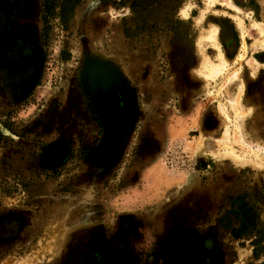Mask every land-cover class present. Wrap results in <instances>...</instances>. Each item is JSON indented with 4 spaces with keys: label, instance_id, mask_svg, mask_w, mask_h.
<instances>
[{
    "label": "rangeland",
    "instance_id": "374dc122",
    "mask_svg": "<svg viewBox=\"0 0 264 264\" xmlns=\"http://www.w3.org/2000/svg\"><path fill=\"white\" fill-rule=\"evenodd\" d=\"M77 1L0 0V264H263L264 0Z\"/></svg>",
    "mask_w": 264,
    "mask_h": 264
},
{
    "label": "flooded vegetation",
    "instance_id": "af4514ba",
    "mask_svg": "<svg viewBox=\"0 0 264 264\" xmlns=\"http://www.w3.org/2000/svg\"><path fill=\"white\" fill-rule=\"evenodd\" d=\"M48 1L51 0H43V23L45 25L47 24L45 17L49 12L46 6ZM77 3L79 1L74 2V5ZM45 28L44 37L46 36ZM37 53L32 43L24 36L5 34L0 38V77L13 95L18 96L26 91L29 81L34 75L38 60Z\"/></svg>",
    "mask_w": 264,
    "mask_h": 264
},
{
    "label": "trees",
    "instance_id": "16d2710c",
    "mask_svg": "<svg viewBox=\"0 0 264 264\" xmlns=\"http://www.w3.org/2000/svg\"><path fill=\"white\" fill-rule=\"evenodd\" d=\"M63 1V4H71V3H73V2H76L77 0H62ZM46 6L48 7V10H50V9H52L53 8V6H54V3H53V0H51L50 2L48 1L47 2V4H46ZM50 6V7H49ZM261 248H264V247H260V246H258V244H257V246L255 245V249H254V257L257 259L259 256H260V254L262 253V252H260V250H261ZM263 264H264V262H263Z\"/></svg>",
    "mask_w": 264,
    "mask_h": 264
},
{
    "label": "bare ground",
    "instance_id": "6f19581e",
    "mask_svg": "<svg viewBox=\"0 0 264 264\" xmlns=\"http://www.w3.org/2000/svg\"><path fill=\"white\" fill-rule=\"evenodd\" d=\"M263 4V3H262ZM239 98V97H238ZM238 98H234L232 101H231V104L238 110L241 109L240 107V104H239V99ZM241 113V112H240ZM243 119V117L239 114L237 115V120L241 121ZM236 120V121H237ZM236 134H239L238 132H236ZM238 141H240L241 139H239V137L237 138ZM241 142V141H240ZM244 143V142H243ZM245 144V143H244ZM260 149V148H259Z\"/></svg>",
    "mask_w": 264,
    "mask_h": 264
},
{
    "label": "crops",
    "instance_id": "0c3cea01",
    "mask_svg": "<svg viewBox=\"0 0 264 264\" xmlns=\"http://www.w3.org/2000/svg\"><path fill=\"white\" fill-rule=\"evenodd\" d=\"M242 97V96H241ZM241 103H243L242 99H241Z\"/></svg>",
    "mask_w": 264,
    "mask_h": 264
}]
</instances>
